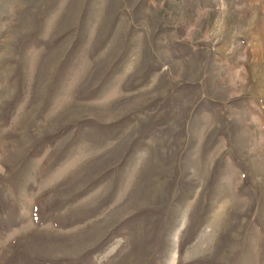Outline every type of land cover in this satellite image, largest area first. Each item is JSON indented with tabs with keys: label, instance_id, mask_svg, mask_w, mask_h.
Listing matches in <instances>:
<instances>
[{
	"label": "rangeland",
	"instance_id": "1",
	"mask_svg": "<svg viewBox=\"0 0 264 264\" xmlns=\"http://www.w3.org/2000/svg\"><path fill=\"white\" fill-rule=\"evenodd\" d=\"M0 264H264V0H0Z\"/></svg>",
	"mask_w": 264,
	"mask_h": 264
}]
</instances>
